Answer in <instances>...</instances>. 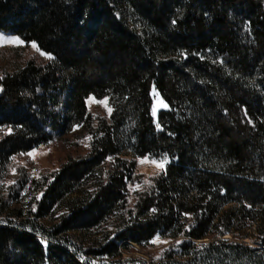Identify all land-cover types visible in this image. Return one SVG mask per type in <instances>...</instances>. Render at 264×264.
<instances>
[{
	"label": "trees",
	"instance_id": "obj_1",
	"mask_svg": "<svg viewBox=\"0 0 264 264\" xmlns=\"http://www.w3.org/2000/svg\"><path fill=\"white\" fill-rule=\"evenodd\" d=\"M0 33L48 56L0 80V179L74 125L92 137L0 187V264H127L156 234L175 244L150 264H264V0H0ZM163 155L131 206L137 157Z\"/></svg>",
	"mask_w": 264,
	"mask_h": 264
},
{
	"label": "rangeland",
	"instance_id": "obj_2",
	"mask_svg": "<svg viewBox=\"0 0 264 264\" xmlns=\"http://www.w3.org/2000/svg\"><path fill=\"white\" fill-rule=\"evenodd\" d=\"M13 37L0 33V80L7 74L23 68L31 61L37 64H44L48 60V56L42 55L43 52L39 50L37 45L33 47V43L27 44L19 38L18 40L22 43H18L13 40ZM153 97H155L154 107L156 108V115L153 116L156 120L159 111L167 108L163 107L165 102L160 97H157L154 93ZM96 100L102 99L96 98ZM86 103L94 120L109 118L110 115L103 105L89 98ZM108 106L111 107L109 102ZM75 130L76 132H72L64 138L32 149L29 151L33 152L32 157L27 155L29 152L13 156L15 159L11 157L9 159L7 173L0 179V187H3V190L6 192L7 187L15 183L21 174H27L31 179L41 180L44 175L59 170L70 158L86 156L90 150L92 137L87 133L81 132L79 128H75ZM8 133V129L0 128V140ZM86 137H91V139H86ZM13 170L15 171L13 172ZM161 172L162 170L154 164L150 162L141 163L137 160V178L129 186V203L131 206L135 203L136 192L141 191L145 186L149 185L150 180ZM137 185L139 186L138 188L136 187ZM38 196H41V192H35L30 188H26L22 192V203H28L32 198ZM160 239L167 241V243L154 244L150 241L145 246L131 245L130 249L125 253L127 264H150L153 261L157 263L162 254L175 244L173 240L162 237ZM40 241H43V239H40ZM80 260L89 261L82 255L80 256ZM90 262L92 264L97 263L96 261Z\"/></svg>",
	"mask_w": 264,
	"mask_h": 264
},
{
	"label": "snow or ice",
	"instance_id": "obj_3",
	"mask_svg": "<svg viewBox=\"0 0 264 264\" xmlns=\"http://www.w3.org/2000/svg\"><path fill=\"white\" fill-rule=\"evenodd\" d=\"M172 23H175V21H173ZM13 40H15L18 43H22L16 37H13ZM32 46L33 47H36L35 42H33ZM42 55H46V53H42ZM89 99L92 100V101H94V102H96V103H99V104L103 105L105 107L106 111L109 113V115H111L112 108L108 106V98L107 97H104V99H102V100H96L95 97L90 96ZM163 107L167 108L168 105L167 104H164ZM152 114L154 116L156 115V108L155 107L152 108ZM249 123H251V121H249ZM78 127H80V125H74L73 126V129L75 130V128H78ZM156 127H157L158 130L161 129V125L159 123L156 124ZM11 131H12V129L9 127L8 128V132L11 133ZM86 139H91V137H86ZM27 155H29L30 157H32L33 156V152H29V153H27ZM12 159H15V157H12ZM107 159H112V158L111 157H107ZM137 160L139 162H141V163L150 162V163L154 164L157 168L166 171L165 164L168 162V157H167V155H163L159 159H155V158L150 159L149 156H140V157H137ZM14 171L15 170H13V172ZM136 187L138 188L139 186L137 185ZM37 198L39 199L40 197L38 196ZM249 207H250V205H249ZM150 211L155 212L156 209L153 208V209H150ZM184 215L185 216H190V213H184ZM151 243H154V244L155 243H167V241H162L160 239L159 234H156L153 237V239L151 240Z\"/></svg>",
	"mask_w": 264,
	"mask_h": 264
}]
</instances>
